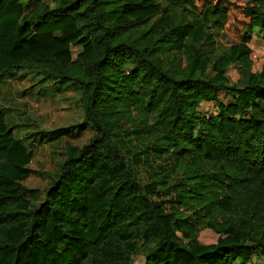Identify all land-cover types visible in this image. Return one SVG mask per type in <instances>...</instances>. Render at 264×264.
<instances>
[{"label":"trees","instance_id":"1","mask_svg":"<svg viewBox=\"0 0 264 264\" xmlns=\"http://www.w3.org/2000/svg\"><path fill=\"white\" fill-rule=\"evenodd\" d=\"M256 29L264 32V0H0V82L37 70L81 91L80 123L35 135L52 142L93 133L83 147L66 144L52 185L29 187L35 152L0 105V264H133L137 250L143 264H262L264 65L253 71ZM215 33L235 44L216 55ZM232 66L236 84L227 76ZM204 103L216 113H203ZM132 132L153 148L128 161L113 138ZM170 154L177 165L161 185L138 181L135 169L148 177ZM177 175L172 210L157 190ZM202 229L217 243L199 245Z\"/></svg>","mask_w":264,"mask_h":264},{"label":"rangeland","instance_id":"2","mask_svg":"<svg viewBox=\"0 0 264 264\" xmlns=\"http://www.w3.org/2000/svg\"><path fill=\"white\" fill-rule=\"evenodd\" d=\"M160 17L155 18L152 23ZM254 36L257 38L252 49L253 71L256 73L264 65V32L255 30ZM216 55L221 54L222 47H230L235 41L226 34L215 33ZM202 39L196 37L193 40L195 45L201 44ZM79 48H73L74 57L79 53ZM209 75H213L211 67ZM227 76L231 83L236 84L240 79L237 66H232L227 70ZM81 91L77 86L61 84L57 81H48L41 71H22L17 74L10 73L1 78L0 82V105L6 108L5 114L7 125L13 129L18 138L23 139L24 145L35 152V158L30 165V178L24 183L29 187L45 189L53 184L50 176L58 175L65 159V146L67 143L83 147L88 143L92 136L91 130L75 134L71 137H63L58 141L42 140L36 136L39 131H51L60 127H67L80 123L79 99ZM67 100V101H66ZM203 113L212 114L214 106L202 105ZM35 136L34 138L33 135ZM36 134V135H35ZM28 137L29 139H26ZM126 159H135L145 150L153 148V141L139 136L136 132L123 134L113 138ZM197 156L189 157L194 161ZM158 164L154 171L147 177L134 170L138 181L142 185L151 183H163L164 171L172 170L177 165L174 155H166L157 158ZM180 179L178 175L173 177L167 189H158L159 196L164 201L165 206L173 210L175 203L179 199ZM155 197V196H154ZM159 199V198H158ZM197 214H204L200 212ZM197 214H194L195 216ZM194 216V218H195ZM218 236L207 229H202L197 235V242L201 246L216 244ZM188 240H182L181 244L186 246ZM145 259L144 252L137 250L132 253L133 264H143Z\"/></svg>","mask_w":264,"mask_h":264},{"label":"crops","instance_id":"3","mask_svg":"<svg viewBox=\"0 0 264 264\" xmlns=\"http://www.w3.org/2000/svg\"><path fill=\"white\" fill-rule=\"evenodd\" d=\"M256 30H258V29H256ZM255 30H254V34H255ZM255 39H257L255 36H253V40H252V42H251V44H253V42H254V40ZM252 48V47H251ZM204 104H207V105H210V106H212L211 104H208V103H204ZM204 104H202V105H204ZM214 113H216V109L214 108Z\"/></svg>","mask_w":264,"mask_h":264},{"label":"built area","instance_id":"4","mask_svg":"<svg viewBox=\"0 0 264 264\" xmlns=\"http://www.w3.org/2000/svg\"><path fill=\"white\" fill-rule=\"evenodd\" d=\"M262 264H264V262Z\"/></svg>","mask_w":264,"mask_h":264}]
</instances>
